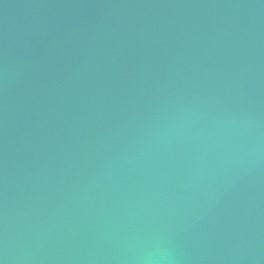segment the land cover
<instances>
[{
    "label": "water",
    "instance_id": "95a60500",
    "mask_svg": "<svg viewBox=\"0 0 264 264\" xmlns=\"http://www.w3.org/2000/svg\"><path fill=\"white\" fill-rule=\"evenodd\" d=\"M0 264H264V0H0Z\"/></svg>",
    "mask_w": 264,
    "mask_h": 264
}]
</instances>
